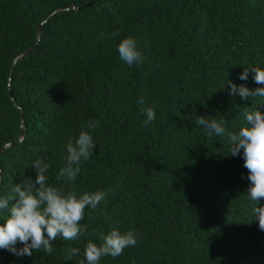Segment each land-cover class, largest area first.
I'll return each mask as SVG.
<instances>
[{"label":"trees","instance_id":"trees-1","mask_svg":"<svg viewBox=\"0 0 264 264\" xmlns=\"http://www.w3.org/2000/svg\"><path fill=\"white\" fill-rule=\"evenodd\" d=\"M90 2L0 0V150L12 144L0 153V196L34 179L37 159L65 192H106L85 209L84 236H57L51 255L0 250V264H78L87 241L113 229L138 242L100 264H264L243 159L195 123L223 118L236 131L245 108L264 111V98L242 101L225 86L258 87L237 75L264 68V0ZM128 36L143 57L131 67L116 51ZM145 107L156 113L147 126ZM90 120L92 156L75 181L57 179L65 145ZM69 247L80 254L67 257Z\"/></svg>","mask_w":264,"mask_h":264},{"label":"clouds","instance_id":"clouds-1","mask_svg":"<svg viewBox=\"0 0 264 264\" xmlns=\"http://www.w3.org/2000/svg\"><path fill=\"white\" fill-rule=\"evenodd\" d=\"M119 58L128 66L143 62L137 41L128 36L120 40L116 47ZM251 75L258 87L249 89L244 83L226 80L228 94L238 96L242 101L250 98H264V68L244 67L237 75V80L247 81ZM224 86V87H225ZM143 104V99L137 101ZM147 126L156 118L152 107L141 109ZM195 123L208 135L227 137L232 156L241 155L243 166L247 169L249 182L246 196L254 207L252 214L257 226L264 231V205L257 206L264 198V111L257 106L243 110V124L233 131L226 127L223 118L197 116ZM98 121H88L74 140L65 145L64 165L59 168L57 179L65 178L72 182L80 172L83 161L89 160L96 143L93 132ZM36 170L34 179L26 178L11 186L7 195L0 196V250H7L17 257L32 256L34 252L43 251L51 255L52 242L57 236L64 241H74L86 234V225L80 223L84 219L85 209H94L98 203L106 199V192L77 193L65 192L49 183L50 165L43 159L32 163ZM135 230L120 232L113 229L100 236V243L88 240L83 249V259L78 264H100L102 257L119 256L127 247H134L138 242ZM21 245L17 247V245ZM77 247L65 249L66 256L71 258L80 254Z\"/></svg>","mask_w":264,"mask_h":264},{"label":"water","instance_id":"water-1","mask_svg":"<svg viewBox=\"0 0 264 264\" xmlns=\"http://www.w3.org/2000/svg\"><path fill=\"white\" fill-rule=\"evenodd\" d=\"M93 4V0H91V2L89 3V6H91ZM73 8H75L74 6H73ZM60 10H62V9H58L57 11H60ZM56 11V12H57ZM55 11L52 13V14H50L49 15V17H47L45 20H44V22L45 21H47L54 13H56ZM43 22V23H44ZM41 34V26H40V30H39V35ZM30 51V49L29 50H27V51H25V52H23L21 55H19L17 58H15V60H14V64L18 61V59L19 58H22V57H24L25 55H26V53L27 52H29ZM10 95H11V97H13V92L11 91L10 92ZM12 144L11 143H8V144H6L4 147H2V149L0 150V153L7 147V146H11Z\"/></svg>","mask_w":264,"mask_h":264}]
</instances>
